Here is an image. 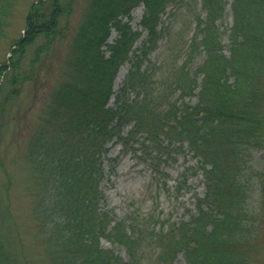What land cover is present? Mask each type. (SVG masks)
<instances>
[{"label": "trees", "instance_id": "1", "mask_svg": "<svg viewBox=\"0 0 264 264\" xmlns=\"http://www.w3.org/2000/svg\"><path fill=\"white\" fill-rule=\"evenodd\" d=\"M10 1L0 0V42L12 40L9 56L0 63V118L22 83L37 73L41 55L67 34L75 3L32 2L20 35L12 38ZM176 1L87 0L70 42L66 77L51 91L22 153L30 182L26 190L34 197L37 238L49 264H140L155 249L154 264H176L179 254L188 264L249 262L254 228L244 209L243 170L245 152L259 150L264 156V0H231L228 55L218 26L225 1L199 0L204 16L193 14L194 32L185 49L181 44L176 51L184 60L160 73L157 82L155 65L142 64L162 37V15ZM140 4L139 29H133L131 10ZM112 31L115 37L109 43ZM38 39L41 42L24 70L25 53ZM200 53L204 60L192 69ZM124 63L129 67L114 91L113 81ZM192 97L196 101L190 105ZM139 134L144 135L141 154L151 165L180 153L198 159L205 193L196 198V215L189 221L160 219L156 206L146 215L133 212L115 220L99 207L107 143L132 141ZM259 172V209L264 214V171ZM154 173L165 186L166 173L158 167ZM195 173L185 169L175 186L177 194ZM5 215L0 209V264H23ZM102 238L121 247L126 260L102 247Z\"/></svg>", "mask_w": 264, "mask_h": 264}, {"label": "rangeland", "instance_id": "2", "mask_svg": "<svg viewBox=\"0 0 264 264\" xmlns=\"http://www.w3.org/2000/svg\"><path fill=\"white\" fill-rule=\"evenodd\" d=\"M35 1H10L11 15L8 21L10 20L9 33L12 38L20 35L25 14L30 4ZM74 1L73 11L67 19V34L54 42L47 53L41 55L35 66L37 73L32 79L22 83L20 92L7 103L0 118V209H4L6 213L5 221L10 224L11 236L17 243L16 250L20 252L23 264H49L42 244L37 238L38 226L32 214L34 197L26 190L30 182L22 161V153L44 112L51 91L65 79L69 69L70 42L87 6V0ZM195 1L196 5L193 6L192 1L178 0L170 4L167 12L162 15L160 27L158 26L164 31L162 37L158 40L157 47L148 55L147 61L142 64L155 65L153 80L158 82L160 73L170 71L173 66H179L184 60L183 53L176 51L181 44L185 49L194 32L193 14L199 13L201 17L204 16L199 0ZM224 1L226 3L224 17L218 21V26L221 31L223 52L228 55V34L232 25L229 6L231 0ZM141 14V5L131 10L130 25L133 29H139ZM114 37L115 32L112 31L107 41L111 43ZM144 37L145 33L135 42L133 46L135 50ZM40 42L38 39L27 49L22 63L24 70L28 69L27 64L33 58V51ZM10 44H12L11 39L0 42V63L9 56ZM173 55L176 58L174 60ZM203 60L204 54H198L190 67L197 68ZM128 67V63L119 67L113 81L114 91L121 86ZM0 81L2 82V79ZM262 87L264 88V81ZM133 96L134 92L128 94L129 98ZM113 101L114 95L111 96L109 104L112 105ZM195 101L196 98L192 97L188 104L192 105ZM129 129L130 125L123 128L124 137ZM143 137V134H139L132 141L112 139L107 143L108 151L102 165L104 177L99 183L102 194L99 207L108 211L115 220L123 219L133 212L141 216L146 215L156 206V211L160 212V219L189 221L193 215H196V198L203 197L205 193L204 179L198 169V159L191 153H180L174 159L164 160L162 157L160 162L153 163L155 166L151 165L150 160L141 154L139 143ZM251 152L250 154L245 152L244 175L242 174L245 184L244 209L251 217L248 225L254 228L250 234L252 239L248 244L250 252L247 253L249 260L247 264H264V214L259 209L261 198L257 176L259 171H264V156L259 150ZM156 167L166 173L165 186L158 180L157 175L155 176ZM186 168H191L196 173L188 176L185 187L177 194L176 183L181 180V174ZM2 230L6 232L5 225H2ZM100 244L126 260L125 252L121 247L103 238ZM157 251L158 249H155L146 254L140 264H154ZM175 263L188 264L182 254L177 256Z\"/></svg>", "mask_w": 264, "mask_h": 264}, {"label": "bare ground", "instance_id": "3", "mask_svg": "<svg viewBox=\"0 0 264 264\" xmlns=\"http://www.w3.org/2000/svg\"><path fill=\"white\" fill-rule=\"evenodd\" d=\"M121 74V73H120ZM120 74H118V75H120Z\"/></svg>", "mask_w": 264, "mask_h": 264}]
</instances>
